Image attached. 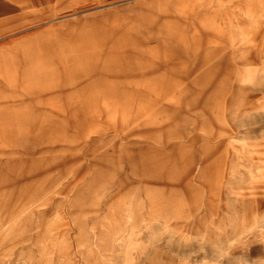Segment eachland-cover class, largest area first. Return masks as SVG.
<instances>
[{
    "label": "rangeland",
    "instance_id": "rangeland-1",
    "mask_svg": "<svg viewBox=\"0 0 264 264\" xmlns=\"http://www.w3.org/2000/svg\"><path fill=\"white\" fill-rule=\"evenodd\" d=\"M0 264H264V0H0Z\"/></svg>",
    "mask_w": 264,
    "mask_h": 264
}]
</instances>
